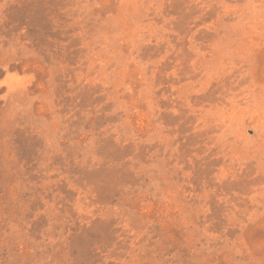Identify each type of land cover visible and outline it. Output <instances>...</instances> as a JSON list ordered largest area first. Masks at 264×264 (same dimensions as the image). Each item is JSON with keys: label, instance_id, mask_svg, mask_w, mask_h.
<instances>
[{"label": "rangeland", "instance_id": "obj_1", "mask_svg": "<svg viewBox=\"0 0 264 264\" xmlns=\"http://www.w3.org/2000/svg\"><path fill=\"white\" fill-rule=\"evenodd\" d=\"M0 264H264V0H0Z\"/></svg>", "mask_w": 264, "mask_h": 264}]
</instances>
